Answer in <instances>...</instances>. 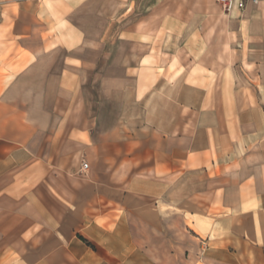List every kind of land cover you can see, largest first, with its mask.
<instances>
[{"label":"crops","instance_id":"1","mask_svg":"<svg viewBox=\"0 0 264 264\" xmlns=\"http://www.w3.org/2000/svg\"><path fill=\"white\" fill-rule=\"evenodd\" d=\"M180 1L188 62L145 106L151 13L0 0V264H264V0Z\"/></svg>","mask_w":264,"mask_h":264},{"label":"rangeland","instance_id":"2","mask_svg":"<svg viewBox=\"0 0 264 264\" xmlns=\"http://www.w3.org/2000/svg\"><path fill=\"white\" fill-rule=\"evenodd\" d=\"M129 1V14L119 22L116 20L114 30L117 31L119 30V26L123 28V25L132 24L136 18L151 13V19H142L138 26L141 30L151 31L157 36L156 47H154L152 58L150 59L148 57L143 61L145 63V69L140 71L133 69L130 73L132 76L139 78L141 85L138 87L137 96H143L144 99L142 102L147 106V101L151 97V91L153 90L152 92H154L157 90L158 93H161L165 89L166 80L176 79L180 75L183 60L185 59L188 62L189 52L186 50V46L183 47L184 42L179 32L185 19L189 15V11L184 8L180 0ZM215 1L217 2V0ZM114 73L118 74L119 72L115 71ZM156 79L159 80L158 86H156ZM128 110V124L129 127L134 128L141 121L142 110L140 104L137 105L135 102L131 103Z\"/></svg>","mask_w":264,"mask_h":264},{"label":"built area","instance_id":"3","mask_svg":"<svg viewBox=\"0 0 264 264\" xmlns=\"http://www.w3.org/2000/svg\"><path fill=\"white\" fill-rule=\"evenodd\" d=\"M253 2L257 3L258 0H252ZM218 3H220L224 8H229L232 5L237 6V8H242L244 5V0H217ZM88 164L83 161L81 163V169L82 170H87Z\"/></svg>","mask_w":264,"mask_h":264}]
</instances>
